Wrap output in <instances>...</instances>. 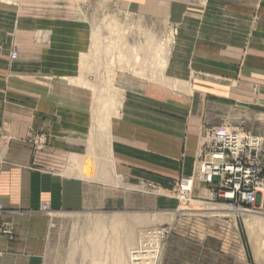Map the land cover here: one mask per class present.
Returning a JSON list of instances; mask_svg holds the SVG:
<instances>
[{"label": "crops", "instance_id": "obj_1", "mask_svg": "<svg viewBox=\"0 0 264 264\" xmlns=\"http://www.w3.org/2000/svg\"><path fill=\"white\" fill-rule=\"evenodd\" d=\"M95 2L174 35L162 83L114 72L105 131L94 95L110 92L94 78L110 57L91 53L81 9ZM263 110L264 0H0V264H38L50 213L93 214L104 233H124L102 246L129 250L144 214L173 211L157 190L192 179V199L222 201L196 177L204 125L236 118L258 136Z\"/></svg>", "mask_w": 264, "mask_h": 264}, {"label": "rangeland", "instance_id": "obj_2", "mask_svg": "<svg viewBox=\"0 0 264 264\" xmlns=\"http://www.w3.org/2000/svg\"><path fill=\"white\" fill-rule=\"evenodd\" d=\"M81 7L84 17L83 21H88L93 25V33L100 36V41L103 44L101 47H103L104 51L95 54L97 60H104V54L109 57V53H107L109 43L118 36L116 30L122 29L119 37H122V42L124 43L122 46L125 47L126 56L130 61L127 72L133 75L131 67L136 66L133 56L134 52H138V59L145 60L143 64L139 61L142 64V69L140 65L138 72L141 74L138 77L141 76L143 80L150 79L162 83L167 68L166 59L171 46L172 32L156 28L149 20L130 15H127L125 23V21L120 20V11L116 7L103 2L82 4ZM110 24L115 25V30L112 32L110 27L107 26H110ZM149 35L156 40L157 44L162 46L160 53H157L154 50L155 48L147 45L148 41L146 40ZM131 48L135 51H132ZM12 52L16 53V51ZM156 54L158 55L155 57L154 55ZM162 56L165 58V64L161 68L157 65V59ZM102 66V62L95 63V73L98 72L102 75ZM95 78L94 82L98 88L94 89V91L106 92L99 86L101 80L97 76ZM108 95L103 93L94 95L95 102L98 99L100 101H102L101 99L105 100ZM132 97L134 98L135 96ZM136 97L135 101L140 102L142 105L154 102L152 104L161 106V103L146 100L145 96H142V98L140 96ZM254 106L257 109L258 106L256 104ZM258 112L261 111L254 110L255 115ZM232 114L234 113L232 112ZM227 120L229 125L223 126L222 129L232 131L233 129L243 130L245 127V124L240 119L228 118ZM227 120L226 118L224 119L225 122ZM210 128L217 129V127L206 123L200 138V144L203 142L205 131ZM250 129L257 132L258 136L264 139V126L258 127L257 124H254ZM199 182L202 183L201 181ZM177 185L178 183L174 185L172 190L167 192L166 190L162 192L157 190L158 193H162L164 198L175 201L173 211L169 215L162 213L158 215L144 214L142 216V231L138 233L129 250H110L109 246L107 248L101 246L100 250H97L96 259H94L91 244L94 237L97 242L106 241L109 244V242L117 239L122 240L124 233H112L108 229L104 233L102 224L90 221V217L93 215L90 213H50L46 249L37 263L94 264L96 262L95 264H116L114 263L116 255L115 260L121 256L125 259V264H128L129 253L136 248L146 231L157 227H166L171 230V234L162 244L157 264H264V207L261 208L260 200L264 193L260 195V199L256 200L253 205L255 214L247 213L259 220V228L248 230L242 216L244 213L239 212L238 208L229 206L219 197L218 199L222 201L207 202L192 199L190 195L187 202H178L175 193ZM144 190L147 191L146 189ZM149 190L152 191L153 189ZM106 225L110 226V224Z\"/></svg>", "mask_w": 264, "mask_h": 264}, {"label": "built area", "instance_id": "obj_3", "mask_svg": "<svg viewBox=\"0 0 264 264\" xmlns=\"http://www.w3.org/2000/svg\"><path fill=\"white\" fill-rule=\"evenodd\" d=\"M15 59L12 52L10 60ZM196 172L198 180L210 186L217 197L239 212L249 213L264 193V139L245 130L207 129ZM192 186V179L178 183V202L189 200ZM170 234L166 227L146 231L131 251L129 264H157L162 244Z\"/></svg>", "mask_w": 264, "mask_h": 264}, {"label": "bare ground", "instance_id": "obj_4", "mask_svg": "<svg viewBox=\"0 0 264 264\" xmlns=\"http://www.w3.org/2000/svg\"><path fill=\"white\" fill-rule=\"evenodd\" d=\"M107 26L110 27L111 32L115 30L114 29V27H115L114 24H110V26L109 25H107ZM116 31H117V35L118 36L116 37V39L114 41H111L109 43V46H108L109 49H108L107 53H109L108 55H109L110 58L107 61L106 66L105 67L103 66L105 68V77L104 78L102 77L103 79L101 78V81H102V85L101 86H102V88H104L105 90L109 91L110 93H109V95L107 96V98L105 100L101 99L102 101H100V99H98V101L96 102L97 110L99 109V111H96V117H97L96 121H98V124H99L98 126H100L101 131H105L106 130L105 129V124L107 123L110 115H114L116 107L118 106L117 103H119V99H120V97L116 93L118 91L114 89L115 86L113 85L114 72L117 69H121V70H123V72L129 70L128 69V65H129L130 61H129V59L126 56L127 54L125 52V47L122 46L124 44L122 42V37L121 38L119 37L120 32L122 31V29H117ZM146 41H148L147 45H149V47L155 48L154 50H156L157 53H160L159 51L162 49V46L157 44L156 40H154L151 35H149V37H147ZM163 42H164V40H163ZM101 45H103V44L100 41V36L95 33L93 35V38H92V44H91V49H90L91 53H93V54H98L99 52L102 53L104 50H103V47H101ZM132 51H135V50L132 49ZM157 55L158 54H156L154 56L156 57ZM138 56H139V53L138 52H134V56H133L134 57V64H136L137 67L136 66L131 67V71H132L133 75H135V76H139V74H141V73L138 72L139 71L138 69H140V65H141V69H142V64H143V62H145V60H143V59H141L142 61L140 59H138ZM139 61L142 64H140ZM157 61H158L157 65L162 68L164 66V64H165V58L162 56L159 59H157ZM140 78H141V76H140ZM94 100H95V98H94ZM103 109H104V111H103ZM242 216L244 217V223H245V226H246V228L248 230H255V229L259 228L258 224H260V222H259V220L256 217L250 216L247 213L242 214ZM116 222H117V220H116ZM117 240H119V239H117ZM91 242H92L91 244H92L93 256H94V259H96L95 257H96L97 250L98 249L100 250V248L102 246V242H100V241L97 242L95 237L92 239ZM105 246H107V244ZM129 255L130 256L128 258V264H129V260L131 258V252L129 253ZM115 259H116V255H115ZM115 259H114V263H116V264H125L126 263L125 259L122 258L121 256L117 257V260H115Z\"/></svg>", "mask_w": 264, "mask_h": 264}]
</instances>
